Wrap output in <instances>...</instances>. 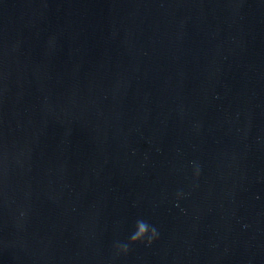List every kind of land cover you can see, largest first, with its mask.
I'll return each mask as SVG.
<instances>
[{
  "label": "water",
  "instance_id": "95a60500",
  "mask_svg": "<svg viewBox=\"0 0 264 264\" xmlns=\"http://www.w3.org/2000/svg\"><path fill=\"white\" fill-rule=\"evenodd\" d=\"M0 264H264V0H0Z\"/></svg>",
  "mask_w": 264,
  "mask_h": 264
},
{
  "label": "clouds",
  "instance_id": "9594fccd",
  "mask_svg": "<svg viewBox=\"0 0 264 264\" xmlns=\"http://www.w3.org/2000/svg\"><path fill=\"white\" fill-rule=\"evenodd\" d=\"M21 215H23V213H21ZM146 235L148 236L147 243L150 244L152 240L156 237V231L154 228H150L147 222L138 220L135 225V231L130 236L128 243L135 244L139 241H143ZM127 250V245L120 249V251L122 252H127Z\"/></svg>",
  "mask_w": 264,
  "mask_h": 264
}]
</instances>
